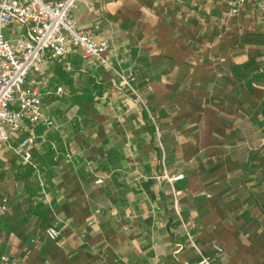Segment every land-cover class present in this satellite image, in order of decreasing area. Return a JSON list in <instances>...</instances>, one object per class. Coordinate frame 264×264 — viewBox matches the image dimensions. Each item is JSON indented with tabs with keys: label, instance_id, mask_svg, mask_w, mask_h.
I'll use <instances>...</instances> for the list:
<instances>
[{
	"label": "crops",
	"instance_id": "crops-1",
	"mask_svg": "<svg viewBox=\"0 0 264 264\" xmlns=\"http://www.w3.org/2000/svg\"><path fill=\"white\" fill-rule=\"evenodd\" d=\"M231 9L77 0L105 62L75 48L28 75L52 125L0 144V252L14 264H195L187 223L205 255L223 248L220 264H264V17L252 0Z\"/></svg>",
	"mask_w": 264,
	"mask_h": 264
},
{
	"label": "built area",
	"instance_id": "built-area-1",
	"mask_svg": "<svg viewBox=\"0 0 264 264\" xmlns=\"http://www.w3.org/2000/svg\"><path fill=\"white\" fill-rule=\"evenodd\" d=\"M245 1L247 0H232V13H237L239 6ZM252 1L264 17V0ZM76 2L77 0H0V144L7 143L27 123L52 125V121L42 111L43 93L33 83L27 86L28 75L39 72L44 60L60 61L76 48L82 50L84 57L105 62L103 55L109 44L104 39H95L90 30L79 26L73 17ZM15 23L22 26L26 34L17 42H12L6 37L4 29ZM117 73L121 84L137 93L133 86L135 76L123 71ZM24 156L25 160H31L30 152L26 151ZM163 177L174 182L184 178V174L168 176L164 173ZM8 211L9 207L3 203L0 207V219ZM184 226L187 240L199 256L195 264H220L219 254L223 252V248L213 243L216 253L212 256L205 255L188 224L185 223ZM46 234L51 240H56L60 231L56 227H49ZM0 264H14V260L9 254L0 252Z\"/></svg>",
	"mask_w": 264,
	"mask_h": 264
}]
</instances>
